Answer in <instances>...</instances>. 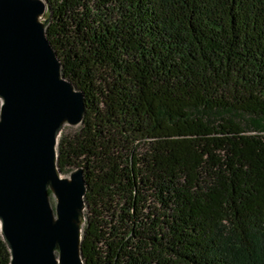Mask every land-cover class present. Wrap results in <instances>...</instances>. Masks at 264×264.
Returning <instances> with one entry per match:
<instances>
[{
  "label": "trees",
  "instance_id": "obj_1",
  "mask_svg": "<svg viewBox=\"0 0 264 264\" xmlns=\"http://www.w3.org/2000/svg\"><path fill=\"white\" fill-rule=\"evenodd\" d=\"M43 1L85 100L56 148L84 170L83 263L264 264V134L198 116L264 119V0Z\"/></svg>",
  "mask_w": 264,
  "mask_h": 264
},
{
  "label": "water",
  "instance_id": "obj_2",
  "mask_svg": "<svg viewBox=\"0 0 264 264\" xmlns=\"http://www.w3.org/2000/svg\"><path fill=\"white\" fill-rule=\"evenodd\" d=\"M43 0H0V237L8 264H84V170L57 167L65 124L85 114L40 19ZM55 199L54 207L50 203Z\"/></svg>",
  "mask_w": 264,
  "mask_h": 264
},
{
  "label": "rangeland",
  "instance_id": "obj_3",
  "mask_svg": "<svg viewBox=\"0 0 264 264\" xmlns=\"http://www.w3.org/2000/svg\"><path fill=\"white\" fill-rule=\"evenodd\" d=\"M47 18V12L44 13L42 18L40 19L41 22H44ZM198 116H202L205 121H208L210 124L217 126L218 124L222 123L223 120H229L236 123H239L241 127L245 128L246 130L250 129H258L257 132L260 131L261 134H264V119H260L257 117H253L250 115L242 114V113H232V114H218V113H205L199 114ZM79 127V126H78ZM78 127H72L65 124L62 128L63 134H74L77 131ZM75 168H70L67 173L62 175V177L69 179L72 172H74ZM50 203L54 207L55 199L51 196ZM86 211L84 209L83 216L85 215ZM84 223V219L82 220V225Z\"/></svg>",
  "mask_w": 264,
  "mask_h": 264
}]
</instances>
